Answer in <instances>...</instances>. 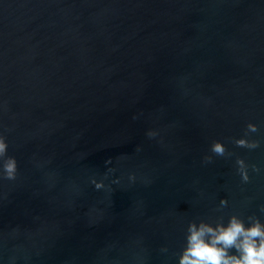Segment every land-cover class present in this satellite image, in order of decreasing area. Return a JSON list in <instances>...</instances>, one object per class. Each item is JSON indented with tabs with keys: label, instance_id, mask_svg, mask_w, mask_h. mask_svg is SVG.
<instances>
[{
	"label": "water",
	"instance_id": "1",
	"mask_svg": "<svg viewBox=\"0 0 264 264\" xmlns=\"http://www.w3.org/2000/svg\"><path fill=\"white\" fill-rule=\"evenodd\" d=\"M0 135V264H179L190 224L264 225V0H0Z\"/></svg>",
	"mask_w": 264,
	"mask_h": 264
},
{
	"label": "clouds",
	"instance_id": "2",
	"mask_svg": "<svg viewBox=\"0 0 264 264\" xmlns=\"http://www.w3.org/2000/svg\"><path fill=\"white\" fill-rule=\"evenodd\" d=\"M256 124L248 123L245 131V138L234 141L237 147L255 149L259 146V141L248 139L250 133H256ZM149 137L156 135L149 131ZM8 145L6 138L0 135V179L13 181L17 177V161L14 157L7 155ZM216 156H231L225 145L219 141H214L210 149ZM205 163L212 162V156L204 157ZM237 171L241 176L242 182H249L248 165L243 159H237ZM252 170L259 172L255 165ZM134 179V177H131ZM97 189L104 187L102 182L92 181ZM227 201L221 200L222 205ZM205 237H208L206 240ZM186 248L179 260V264H264V225L259 220H255L251 227L245 228L242 220L235 215L230 217L227 226L222 223L215 228L206 223H201L199 228L190 224L186 237ZM235 248L240 254L229 256L228 249Z\"/></svg>",
	"mask_w": 264,
	"mask_h": 264
}]
</instances>
